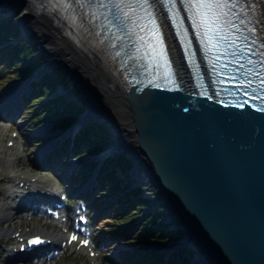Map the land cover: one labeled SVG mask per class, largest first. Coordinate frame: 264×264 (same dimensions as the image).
<instances>
[{"label":"water","instance_id":"obj_1","mask_svg":"<svg viewBox=\"0 0 264 264\" xmlns=\"http://www.w3.org/2000/svg\"><path fill=\"white\" fill-rule=\"evenodd\" d=\"M21 39L36 41L25 29ZM55 66L72 81L62 61L46 63L33 79L40 81ZM212 95L133 94L135 149L121 145L105 157L125 153L133 162L130 178L143 185L136 170L148 162L157 199L147 214L164 203L185 233L177 246H191L199 264H264V104ZM86 109L73 127L95 120L110 127L113 144L121 142L112 121L97 114L86 118L90 104Z\"/></svg>","mask_w":264,"mask_h":264},{"label":"trees","instance_id":"obj_2","mask_svg":"<svg viewBox=\"0 0 264 264\" xmlns=\"http://www.w3.org/2000/svg\"><path fill=\"white\" fill-rule=\"evenodd\" d=\"M20 14L13 20L0 18V70L4 74L3 82L29 79L46 62L38 56L37 43L20 39L21 28L13 26ZM66 85L67 77L62 68L47 72L41 81L32 84V94L26 98L23 114L24 118L31 119L29 130L43 121L53 124L55 129H68L84 113L86 108L83 99L54 96L61 86ZM74 141L80 154H95L103 151L113 140L110 129L96 122L79 133ZM71 144L72 140H69L63 148L67 150ZM96 165L97 163L88 164L83 172L92 174ZM132 166L131 159L121 153L106 161L99 176L103 186L102 194H119V201L111 205L113 215L108 221L112 224L109 228L115 229L119 222H133L122 235L123 240L143 245L134 254L127 256V264H198L189 248L172 253L166 261V255L147 246L168 245L174 239H182L184 234L171 229L160 212H151L144 219L135 222L146 214L143 206H149L151 201L142 196V187L133 188V181L122 185ZM127 203L130 204L126 205Z\"/></svg>","mask_w":264,"mask_h":264},{"label":"snow or ice","instance_id":"obj_3","mask_svg":"<svg viewBox=\"0 0 264 264\" xmlns=\"http://www.w3.org/2000/svg\"><path fill=\"white\" fill-rule=\"evenodd\" d=\"M46 2L53 6V11L57 9L67 11L73 9V5H75L84 10L78 13L81 22L87 20L94 27L96 26L94 9H105L107 14L104 19L108 20V25H100L101 31L109 26H115L118 31L123 29L129 39L135 36L136 41L134 43L138 45L139 57L148 60L149 63H154L157 67L163 66L168 70L169 82L175 83L171 80V61L168 59L167 47L160 23L157 21L155 9L173 5L176 0H46ZM180 2L185 4L186 10L190 13L193 25L198 30L197 35L200 36L205 50L213 53L212 62L215 63V60L219 59L218 53L223 49L225 55L237 58L235 62L239 64L240 68H244L245 65L240 64L239 61L244 49L249 48V45L243 43L241 46L240 42L248 39L242 34L241 26L249 23V21L240 19L239 13L234 10L240 6V11L243 12L242 5L248 0H180ZM31 7H40L38 0H31ZM167 11L173 13V8L167 7ZM233 16L240 21L239 24L232 19ZM173 22L175 23L174 19ZM73 23H75V17ZM247 31L255 33L256 30L253 27L248 28ZM116 39L123 41L124 37L118 36ZM261 46L264 47V43ZM229 49H231L230 52ZM261 55L264 56V53ZM248 63L254 62L249 58ZM249 71L254 70L250 69ZM255 74L259 75V73ZM250 83L249 81V85ZM261 83L264 84V80ZM71 239L76 240L77 237L72 236ZM43 242L36 239L30 243L40 244Z\"/></svg>","mask_w":264,"mask_h":264},{"label":"bare ground","instance_id":"obj_4","mask_svg":"<svg viewBox=\"0 0 264 264\" xmlns=\"http://www.w3.org/2000/svg\"><path fill=\"white\" fill-rule=\"evenodd\" d=\"M22 2L25 0H17ZM264 5V0H262ZM33 10L29 8L22 18V22L25 26V32L29 37L38 36L41 41V47L44 53H47L50 57L49 66L54 65L57 61H61L60 58H64V63L70 71V76L74 86H83V89L87 92V95L91 94L93 100L90 104V109L86 114V118L91 115H99L112 121L118 135L122 137L121 142H117L110 145L106 153L102 156L105 157L112 151L119 148L121 145L128 146L135 149L136 136L133 133V113L130 107V103L127 101L125 94L121 91L118 85H116L113 76L107 72L101 60L96 56H89L81 51H77L73 44H71L66 37L62 35H56L57 29L54 27L52 21L41 15H33ZM170 42L172 44L174 53L177 57L178 64L183 72H185V64L179 50L177 41L173 34L170 33ZM27 88V85H22L13 92L14 96L9 97V101L4 106L2 111L11 113L12 107L19 102L21 93ZM120 118L122 120H120ZM80 124H77L73 131H76ZM139 159H143L142 156ZM141 166L136 170L137 175L144 180L146 184L152 182V175L155 172L150 167L148 162L142 160ZM150 183L148 185H151ZM41 185V182L36 183ZM30 186V187H34ZM37 188H43L37 186ZM149 189V188H147ZM18 195L14 197L15 200ZM157 199V197H154ZM161 200V199H159ZM159 202V201H157ZM161 204V203H157ZM16 205V204H15ZM7 206L0 216V220H11L14 218V211L18 205ZM175 220V219H174ZM59 233H53L54 238ZM52 235V234H51ZM208 263V261H206ZM24 264V262H21Z\"/></svg>","mask_w":264,"mask_h":264},{"label":"rangeland","instance_id":"obj_5","mask_svg":"<svg viewBox=\"0 0 264 264\" xmlns=\"http://www.w3.org/2000/svg\"><path fill=\"white\" fill-rule=\"evenodd\" d=\"M264 6V5H263ZM10 10L9 13H7V16H11L12 20L15 19V17H17V15H19L20 13V16L19 18L17 19L16 21V24L19 28H22V29H25L24 27V23L22 22V18L24 16V14L27 12V10H29V7L27 5V0L25 1H22V2H18L17 0H0V15L3 14V12H6ZM13 27V26H11ZM56 35H58L56 33ZM33 39L36 40L37 44L39 45V48H40V51H39V58H42V59H45V60H48V63L50 62V57L47 53H44L42 47H41V41L40 39L38 38V36H34V37H31ZM60 60L64 63V58H60ZM56 67V66H55ZM69 70V69H68ZM67 77V76H66ZM9 85L8 84H3V87H8ZM5 88V89H6ZM4 90V88H3ZM30 92V85L27 86V88L25 90H23V93L24 94H29ZM57 97L58 96H63V98L65 97H78V98H81L83 97V100L84 103H86L85 105H89V104H92V96L91 94L87 95V92L83 89V86H74L72 81H68V78H67V85L65 86V88L63 89H60L57 93H56ZM5 102L3 100V102L0 103V110L5 106ZM19 102L15 104V107H14V110L11 111L10 113V118L15 120L16 118V113L19 111L20 107H19ZM120 120H122L120 118ZM17 122H18V125H21V122H22V126L23 128L26 126V123L27 121H24V120H20V117L17 118ZM98 121H93V123H96ZM110 129V127H109ZM72 128L68 131L69 134H72ZM111 136L112 138H114L116 135L115 134H112L111 133ZM115 142V140H114ZM113 142V143H114ZM28 146H29V154H31L32 156H34V158L36 157L37 155V152L40 150V149H37V150H32V148L30 147L29 145V142H28ZM110 146V145H109ZM105 149L102 151L104 152ZM106 152V151H105ZM104 152V153H105ZM119 153H116L115 155H109L106 157L105 161L117 156ZM21 168H24V169H29V170H38V169H42V167H30L28 166V160H23L19 163H16V164H13L10 169L11 170H19ZM2 177H5V175H1L0 174V180L2 179ZM127 178H128V181H135V183H138V180L135 179V178H130V174L127 175ZM150 184V183H148ZM148 184H138L139 186H142L145 190H144V194L148 196V199L151 201V203H154L156 201V195H157V188L154 186V184H151V185H148ZM149 188V189H147ZM1 193H3L1 195ZM12 194L11 190H10V186L7 184L6 181H0V209H1V206L2 204L5 203H9L11 202V200L7 199V200H4L7 195H10ZM109 198V197H107ZM104 200V199H103ZM151 205L148 207V206H143V209H145V211H147V209H150ZM153 210V211H152ZM100 212H101V209H97V211H95V213L93 214V216H97L99 215V220H96V218H94L95 222H96V225H95V233H96V237L98 238V241L102 243L103 245V248H102V258L104 260V264H110L108 261L106 262V259L109 258L111 260H118L119 257H121L122 255H124L126 253V249H127V245H119L118 242H115V240L113 239V235H110V233H108L105 228H106V215H101L100 216ZM151 212H160L162 213L164 216H165V220L166 222L170 225V228L173 229V230H177V226H176V221L175 220H170L171 219V216L170 214L168 213V209L166 208V206L164 205V203H161L160 205L157 204V205H154L152 206L151 208ZM142 219H144V215H142ZM20 218H17V220H19ZM170 220V221H169ZM22 222L18 221L15 223V225H20ZM26 223H24L25 225ZM14 224L13 225H9L8 227H11V226H15ZM32 226V225H31ZM7 227V226H6ZM177 231H181L183 234H185L182 230H177ZM184 238V237H183ZM182 239H174L171 243V247L168 248V250H182V247L180 246H177V243L176 242H179ZM2 241L3 242H7V237H3L2 238ZM176 241V242H175ZM190 250L193 251L194 253V257L193 259H196L195 258V251L193 248H191V246H187ZM187 249V248H185ZM6 255V252H4L3 248L0 247V262H3L4 260V257ZM196 261V260H195ZM106 262V263H105ZM16 264H21V263H18L16 262ZM24 264H40V263H37L35 261V259L33 260H27L24 262ZM46 264H49V263H46ZM50 264H70L68 258L64 257V256H61L60 258L56 259L53 263H50ZM80 264H86L85 262L83 263H80Z\"/></svg>","mask_w":264,"mask_h":264}]
</instances>
